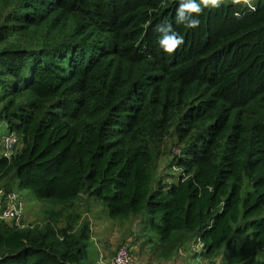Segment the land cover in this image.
Listing matches in <instances>:
<instances>
[{
	"label": "trees",
	"instance_id": "obj_1",
	"mask_svg": "<svg viewBox=\"0 0 264 264\" xmlns=\"http://www.w3.org/2000/svg\"><path fill=\"white\" fill-rule=\"evenodd\" d=\"M0 123L20 145L0 187L45 202L40 225L0 221V264H96L93 196L146 211L163 257L201 239L211 263L264 264V0H0Z\"/></svg>",
	"mask_w": 264,
	"mask_h": 264
},
{
	"label": "rangeland",
	"instance_id": "obj_2",
	"mask_svg": "<svg viewBox=\"0 0 264 264\" xmlns=\"http://www.w3.org/2000/svg\"><path fill=\"white\" fill-rule=\"evenodd\" d=\"M209 5L213 4L212 0H206ZM224 0H217L216 4L222 3ZM4 127L0 130V139L9 132V126L4 123ZM166 147L162 150L161 155L157 158V173L156 179H163L164 181L174 182L177 180L178 172L174 167H170L171 154L179 155L181 149L173 145L171 139L167 140ZM176 147V148H175ZM176 150V151H175ZM174 151V152H173ZM18 191V189H16ZM19 192V191H18ZM25 202V217L24 220L29 225H37L43 223L45 202L37 200L31 191L19 192ZM88 201V202H87ZM81 199L77 207V212L82 215V219L89 221L91 226L93 244L89 248V255L98 256L102 263L111 264L114 256L119 248L129 243L133 257L146 256L152 258V263L161 256L160 238L155 233L150 231L149 219L146 211L139 217L130 216L127 218L115 219L109 215L103 202L96 201L93 196L90 200ZM29 227V226H28ZM27 227V228H28ZM103 227V228H102ZM131 240V241H130ZM134 247L137 248L134 250ZM183 251L188 257L187 264H223L220 258L217 262L211 263L203 259L202 256L192 255L190 253V244L184 246ZM164 264V260L157 259V263ZM136 264V259H135Z\"/></svg>",
	"mask_w": 264,
	"mask_h": 264
},
{
	"label": "built area",
	"instance_id": "obj_3",
	"mask_svg": "<svg viewBox=\"0 0 264 264\" xmlns=\"http://www.w3.org/2000/svg\"><path fill=\"white\" fill-rule=\"evenodd\" d=\"M4 123H0V130ZM2 157L11 160L20 148L19 139L10 132L0 139ZM25 202L17 190L6 191L0 187V221L9 222L11 226L18 230H24L29 226L24 220ZM206 244L197 239L190 243V253L196 256H202L206 252ZM203 257V256H202ZM111 264H135V257L128 244L122 245L114 256ZM199 264H204L200 262Z\"/></svg>",
	"mask_w": 264,
	"mask_h": 264
},
{
	"label": "clouds",
	"instance_id": "obj_4",
	"mask_svg": "<svg viewBox=\"0 0 264 264\" xmlns=\"http://www.w3.org/2000/svg\"><path fill=\"white\" fill-rule=\"evenodd\" d=\"M217 0H212L213 4H216ZM182 7L189 8L192 11L199 13L201 11L200 6L195 3H190L187 5H183ZM182 20V17H181ZM181 21H178V23ZM199 24V21L196 19L190 20L187 24L186 27L188 28H195ZM157 31H161L159 26L157 27ZM168 35L164 37L163 40L159 41L161 44V47L164 49L166 52H172L176 47L182 45L184 43V37L179 34L178 32L174 31L171 26H168L167 29H165Z\"/></svg>",
	"mask_w": 264,
	"mask_h": 264
},
{
	"label": "crops",
	"instance_id": "obj_5",
	"mask_svg": "<svg viewBox=\"0 0 264 264\" xmlns=\"http://www.w3.org/2000/svg\"><path fill=\"white\" fill-rule=\"evenodd\" d=\"M245 2H248L249 0H243ZM103 228V227H102ZM97 236L96 235H93V238L95 239ZM92 238V239H93ZM131 241V240H130ZM94 242V241H93ZM129 245V243H126ZM188 245V244H187ZM130 246V245H129ZM137 249L134 247V250ZM175 257L172 258V259H169V258H166V257H163L162 255L160 256H157L158 258H156V260H154V263H152V258L150 257H146V256H139V257H136V264H162V261L157 263V259H162L164 260V264H187L188 263V257L186 256V252L183 251V249H180L178 251L177 254L174 255ZM88 258H90V260L96 262V264H104L102 263L103 261L100 260V258H98V256H91V255H88ZM218 259V258H217ZM207 261V260H206ZM218 261H222L221 260H218ZM203 262V261H202ZM215 262H217L215 260ZM223 262V261H222ZM204 263V262H203Z\"/></svg>",
	"mask_w": 264,
	"mask_h": 264
}]
</instances>
